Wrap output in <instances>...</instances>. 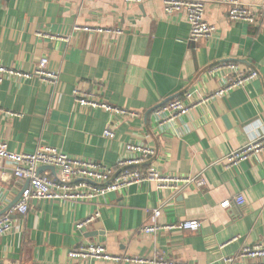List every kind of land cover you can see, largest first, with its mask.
<instances>
[{
	"label": "crops",
	"instance_id": "obj_1",
	"mask_svg": "<svg viewBox=\"0 0 264 264\" xmlns=\"http://www.w3.org/2000/svg\"><path fill=\"white\" fill-rule=\"evenodd\" d=\"M204 1L206 21L217 32L210 40L194 42L185 15H167L160 0L140 5L124 0H0L2 63L32 73L46 56L59 76L55 86L1 77L0 109L17 115L0 114V141L10 151L31 154L45 146L114 167L126 145L144 144L156 149L148 163L161 173H203L206 181L202 188L179 193L143 183L94 203L34 200L27 215L12 219L13 231L0 236V264H152L160 259L222 264L224 256L264 241V153L234 167L221 163L264 129V0H239L261 14L255 25L231 22L217 0ZM75 27L119 29L123 34L75 32ZM226 62L258 76L159 126L153 110L161 104L187 91L221 90L224 77L213 68ZM77 87L139 116L81 109L73 98ZM108 125L113 126L114 139L104 136ZM11 168L0 158V216L19 201L26 187L4 178L5 173L11 176ZM238 196L245 198L244 206L234 202ZM226 201L231 205L223 209ZM158 208L162 214L156 220L153 211ZM97 213L83 233L76 230L79 222ZM192 220L201 222L198 232L142 231L156 223ZM88 244L102 245L114 258L130 261L69 259L72 250Z\"/></svg>",
	"mask_w": 264,
	"mask_h": 264
},
{
	"label": "built area",
	"instance_id": "obj_2",
	"mask_svg": "<svg viewBox=\"0 0 264 264\" xmlns=\"http://www.w3.org/2000/svg\"><path fill=\"white\" fill-rule=\"evenodd\" d=\"M126 4L140 5L147 0H124ZM163 3L165 13L173 15L182 13L190 25V40H210L217 32L216 26L206 21V2L204 0H160ZM226 8L231 22H245L249 25L260 23L261 14L249 6L243 5L239 0H217ZM74 31L92 32L106 36H121L122 30L101 29L90 27H75ZM66 40L67 38L55 36L54 40ZM50 60L42 57L38 61L37 68L32 73H24L7 68L0 60V82L4 75L16 79H38L48 86H55L59 76L57 72L49 68ZM214 72L224 77L225 85L219 91L202 94L200 92L187 91L181 97L161 104L153 111L154 117L159 121V126H166L174 120L189 115L199 106H203L214 99L223 97L233 90L244 87L245 84L257 78L256 72H246L234 62H226L213 68ZM73 98L81 109H101L111 116L123 118H137L138 113L110 106L101 96L94 92H85L80 87L73 91ZM0 114L16 117V114L5 112L0 109ZM113 126L108 125L104 136L109 139L115 138ZM264 153V129L260 136L250 141L242 148L231 152L222 162L234 167L242 162H247ZM156 156L153 146L144 144H128L125 146V154L116 166L109 167L100 162L90 159L76 158L60 152L51 147L41 146L34 153L23 154L12 152L8 145L0 141V158L5 160L12 168V174H4V178H13L18 183H26L21 191L19 201L5 215L0 216V236L9 234L14 229L12 215L25 216L29 213L31 202L53 201L58 203H94L105 199L110 193L119 192L129 187L143 183L155 184L160 190H171L176 193L190 187L202 188L206 185L204 174L197 176H173L161 173L153 164L148 162ZM147 165V166H146ZM42 167L54 168L58 173L56 177L40 174ZM234 202L239 206L245 205V198L238 196ZM231 201L222 204L223 209L229 208ZM157 220L161 214V208L153 211ZM99 214L87 218L76 225V230L83 233L84 229L93 223ZM201 222L197 220L184 221L180 224L146 226L142 231L146 234H157L162 230H182L198 232ZM70 260L90 261L105 260L115 262H127L128 258H114L108 254L102 245L88 244L72 250L68 255ZM142 263L144 260H133ZM222 264H264V241L244 246L240 252L233 256H224ZM180 264L162 259L152 261V264ZM33 264H42L35 262ZM62 264V263H61Z\"/></svg>",
	"mask_w": 264,
	"mask_h": 264
},
{
	"label": "water",
	"instance_id": "obj_3",
	"mask_svg": "<svg viewBox=\"0 0 264 264\" xmlns=\"http://www.w3.org/2000/svg\"><path fill=\"white\" fill-rule=\"evenodd\" d=\"M46 171H51V172L55 173V169L54 168H46V167L40 168L39 173L42 174V173H44ZM14 205L15 204L10 205L4 212H2L1 215H4L5 213H8L13 208ZM11 217H12V219H16V216L15 215H12Z\"/></svg>",
	"mask_w": 264,
	"mask_h": 264
}]
</instances>
